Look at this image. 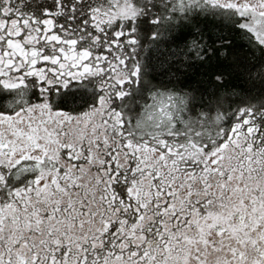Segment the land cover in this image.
Wrapping results in <instances>:
<instances>
[{"label":"snow or ice","instance_id":"snow-or-ice-1","mask_svg":"<svg viewBox=\"0 0 264 264\" xmlns=\"http://www.w3.org/2000/svg\"><path fill=\"white\" fill-rule=\"evenodd\" d=\"M0 264H264V0H0Z\"/></svg>","mask_w":264,"mask_h":264}]
</instances>
